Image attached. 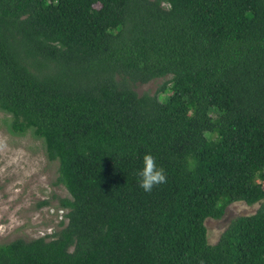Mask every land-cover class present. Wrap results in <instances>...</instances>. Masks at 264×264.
Masks as SVG:
<instances>
[{
	"label": "trees",
	"instance_id": "trees-1",
	"mask_svg": "<svg viewBox=\"0 0 264 264\" xmlns=\"http://www.w3.org/2000/svg\"><path fill=\"white\" fill-rule=\"evenodd\" d=\"M0 110L69 192L0 264H264V0H0ZM235 200L260 203L210 243Z\"/></svg>",
	"mask_w": 264,
	"mask_h": 264
},
{
	"label": "rangeland",
	"instance_id": "rangeland-1",
	"mask_svg": "<svg viewBox=\"0 0 264 264\" xmlns=\"http://www.w3.org/2000/svg\"><path fill=\"white\" fill-rule=\"evenodd\" d=\"M166 77L137 81L133 88L138 93H153ZM7 116L0 110V243L59 230V221L66 220L60 197L69 196L66 187L56 182L58 161L47 157L41 139L30 131L9 132ZM259 203L235 200L226 206L221 217H206L208 241L216 242L233 217L254 212Z\"/></svg>",
	"mask_w": 264,
	"mask_h": 264
},
{
	"label": "clouds",
	"instance_id": "clouds-1",
	"mask_svg": "<svg viewBox=\"0 0 264 264\" xmlns=\"http://www.w3.org/2000/svg\"><path fill=\"white\" fill-rule=\"evenodd\" d=\"M137 175L139 176L140 187L145 192H151L155 186L167 182L165 169L157 165L152 154H145L143 157V168Z\"/></svg>",
	"mask_w": 264,
	"mask_h": 264
}]
</instances>
